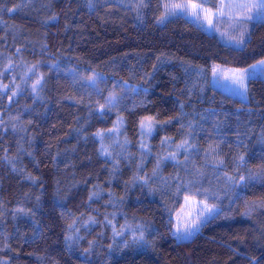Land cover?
<instances>
[{"label":"trees","instance_id":"16d2710c","mask_svg":"<svg viewBox=\"0 0 264 264\" xmlns=\"http://www.w3.org/2000/svg\"><path fill=\"white\" fill-rule=\"evenodd\" d=\"M165 3L0 0V264H264V77L211 82L264 22L235 47ZM185 196L217 211L177 240Z\"/></svg>","mask_w":264,"mask_h":264},{"label":"rangeland","instance_id":"374dc122","mask_svg":"<svg viewBox=\"0 0 264 264\" xmlns=\"http://www.w3.org/2000/svg\"><path fill=\"white\" fill-rule=\"evenodd\" d=\"M188 2H189L188 0H166L167 4L188 3ZM220 2H221V0H219V3ZM205 8L207 9V7H205ZM213 10H215V9H213ZM162 11H163V14H165L164 5H163ZM176 14L177 15H183L185 18H187L188 20L195 23L197 26L202 28L204 31L209 32V33H214L224 43H226L228 45H232L235 47H243L246 39L248 38V31L250 29L249 23L246 25V31H245V35L243 38L244 43L243 44H237L236 40L233 39V37L239 39V31L235 30L233 27H230L227 16L220 17L218 20L214 19L213 20L214 26H210L208 23V20L204 18V14H201L200 19H197L196 17L192 16L190 14V10L184 11L181 9H176L174 15H176ZM174 15H168L163 20H165L171 16H174ZM254 21H256V20H254ZM258 22H261V21H258ZM251 65H257V67L255 69H253L250 67ZM251 65L244 67V68L225 67V66H221V65H217V64L212 65V68H211V70H212V76H211L212 85L214 87L224 91L225 93H228V94L233 95V96H237V97L245 100L246 99V91H244L238 84L233 82V73L238 69H241V70L242 69H249V76L246 78V88H247L248 79L253 78V77H257V76L264 77V71H261V68L264 66L258 65V61L251 64ZM214 67L217 68V72L215 75L213 74V68ZM96 80L97 79H95L94 76L86 75L85 82L88 83L90 86L98 87ZM37 81H40V79ZM37 81L35 82L36 86H38L40 84V83H37ZM121 87H122V89H124L125 87H127V84L121 83ZM114 100H115V93H112V94L107 96L106 103L112 104L114 102ZM143 122L145 125H147L149 123L148 120H144ZM119 127H120V123L118 121L113 132L116 133L118 131ZM140 132H141V135L143 137V140H146L147 136L150 135V133H151L147 130V127L142 129L141 124H140ZM191 197H193V196H191ZM198 202H203V204H206L209 207L213 206V205H210L204 201L198 200L195 197H193V199H190L187 201L184 199L182 206L173 214V233H174V236L176 237L177 240H189V239H191L197 232H199L201 225L204 224L217 211V208L215 207V209L211 213H205V215L203 217H199L200 222L198 225V229L193 232L192 236L188 237L187 239H178V237L176 235L177 228H180L181 230H183L186 225L188 227H191L192 223L198 219V213L200 210L199 208H197ZM203 204H201L200 207H203ZM189 213H191V214L189 215Z\"/></svg>","mask_w":264,"mask_h":264},{"label":"snow or ice","instance_id":"6c2138e0","mask_svg":"<svg viewBox=\"0 0 264 264\" xmlns=\"http://www.w3.org/2000/svg\"><path fill=\"white\" fill-rule=\"evenodd\" d=\"M206 0H189L188 3H174V4H164L165 14L161 17V20L166 18L168 15H174L176 9H181L184 11H189L190 14L197 19L201 18V14H204V18L208 20L210 26L213 25V20H218L220 17L227 16L230 27H233L235 30L239 31V39L233 37L236 40L237 44L244 43V35L246 31V25L251 21H261L264 22V0H221L219 4L215 6V10L211 8H205ZM14 9H9V11H13ZM54 19V18H53ZM258 65L264 66V60L258 61ZM251 68L255 69L257 65H251ZM261 71H264V67L261 68ZM217 72V68H213V74L215 75ZM249 76V69H238L233 73V82L238 84L244 91L246 88V78ZM40 83V81H37ZM149 123L147 125L144 122H141V128L144 129L147 127V130L151 132L152 130V118H146ZM240 160L243 162L244 157H240ZM252 175L250 174L247 179H252ZM229 179H233L229 177ZM245 177L241 175L239 177V181H245ZM193 199L191 196H185V200ZM203 202L197 203V208H199L198 219L192 223L191 227L187 225L183 230L177 228L176 235L178 239H187L188 237L193 235V232L198 229L199 225V217H203L205 213H211L215 209V205L209 207L206 204H203V207L200 205ZM191 213H189L190 215ZM143 233H141L140 240H143ZM87 251V250H86Z\"/></svg>","mask_w":264,"mask_h":264}]
</instances>
